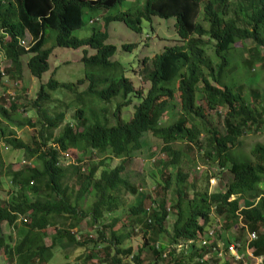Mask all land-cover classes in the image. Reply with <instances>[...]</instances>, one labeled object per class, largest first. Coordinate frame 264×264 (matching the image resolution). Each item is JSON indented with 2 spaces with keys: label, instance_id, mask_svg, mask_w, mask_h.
I'll list each match as a JSON object with an SVG mask.
<instances>
[{
  "label": "trees",
  "instance_id": "1",
  "mask_svg": "<svg viewBox=\"0 0 264 264\" xmlns=\"http://www.w3.org/2000/svg\"><path fill=\"white\" fill-rule=\"evenodd\" d=\"M122 1L0 0V46L11 61L4 72L0 71L1 84L8 87L9 79L12 81L8 84L15 80L21 82L24 55H29L27 65L33 75L42 77L49 70L53 52V48L46 46L49 29L56 32L57 46L83 49L81 61L86 70L85 77L76 83L60 82L52 76L48 83L41 84L31 103L42 114L38 120L42 140L37 135L32 137L31 143L18 136L8 139L13 148L24 149L26 155L39 160L41 166H26L10 173L13 186L9 189L13 195L6 201L0 199V248L5 250L6 256L16 258L17 264H48L54 256L53 249L60 242L102 245L107 264H190L192 261V264H243L236 262L233 256L213 252V246L219 244L218 237L224 240L222 248L226 250L233 241L246 245L249 233L256 232L257 238L249 245L255 249L256 256L263 258L264 264V192L261 190L264 185V143H256L251 156L235 150L247 130L264 126V94L255 86L246 84V91L241 87L257 74L256 63L264 68V0H146L134 11L116 14L109 11L103 16L104 24L100 22L105 29L94 27L87 38L75 35L87 24H96L102 10L116 7ZM92 13L94 15L87 19L86 15ZM154 16L175 17L182 43L169 46L152 58L153 67L147 75L151 86L146 94L139 95L142 101L132 118L124 121L120 116L121 109L131 103L129 96L136 92V87L122 64L112 60L117 46L107 42L108 27L112 21H122L140 33L143 20H151ZM28 33L33 41L26 47L21 41ZM246 41H251L253 46L249 48L251 55L243 59L245 67H242L236 57V44ZM137 45L125 44L124 48L131 50ZM211 45L213 54L209 53ZM89 49L95 52H89ZM237 73L246 75L237 79ZM88 81V89L79 91L80 85ZM58 88L76 94L77 101L82 103L87 97L108 103L122 96L123 101L117 103L115 111L117 123L96 120L89 124L84 108L80 107L75 113L76 126L66 123L54 144L48 146L49 138L44 132L58 128L66 120L64 108L53 116L44 114V103L53 99L50 91ZM177 93L182 112L176 120L164 124V115L168 110L173 111L172 101ZM19 95L9 108L5 106V97L0 96V139L5 136L6 124L13 126L22 97ZM219 108L225 110L223 132L206 124L208 111ZM197 121L205 124L204 142L200 141L203 130ZM147 133L163 142L162 150L170 157L164 167L179 163L182 149L176 148L175 143H189V148L191 144L200 145L202 151L201 145L205 143L209 147L205 149V156L229 169L233 175L223 189L190 193L189 185H193L188 182L190 176L178 167L174 178L177 199L173 205L168 204L165 197L153 200L150 209L142 201L132 205V232L143 233V246L150 250L145 256L148 260L142 256L143 247L135 253L132 247L124 244L131 234L122 236L111 229L109 236L108 229L113 224L106 223L107 214L116 215L123 188L134 195L146 192L144 187L131 184L124 172L129 160L143 149ZM70 150L112 153L122 162L113 168H103L100 173L103 161L91 162L86 169L81 164L85 158L64 165L60 161L61 152ZM70 171L76 174L77 190H71L66 181ZM2 173L3 169L0 171V188L7 190L8 184ZM171 186L169 181L167 189ZM74 192L76 197L72 198ZM88 194L94 197V202L85 210L81 199ZM243 196L254 198L255 203L242 207ZM171 209L176 211L172 231L165 224ZM213 213L222 217L225 229L236 228L237 231L233 239L225 237L224 231L219 236L217 233L212 244L203 245L200 240ZM85 217H91L98 231L97 240H82V236L75 233L74 229ZM112 219L116 223L120 220L118 216ZM66 222H69L67 226ZM4 223L17 228L13 243H10L12 235L9 240L4 237ZM139 223L143 226H137ZM50 226L56 227V231L52 234V243L46 244ZM166 235L169 243L163 241ZM179 245H186V248L181 250ZM93 256L95 254L82 258L77 264H88V259Z\"/></svg>",
  "mask_w": 264,
  "mask_h": 264
},
{
  "label": "rangeland",
  "instance_id": "2",
  "mask_svg": "<svg viewBox=\"0 0 264 264\" xmlns=\"http://www.w3.org/2000/svg\"><path fill=\"white\" fill-rule=\"evenodd\" d=\"M146 0H123L119 5L113 7L109 10H102L100 12L99 20L96 21V24L89 23L84 28L77 30L75 35L83 38L89 37L93 28H104V19L103 16L109 11L112 14H116L119 11H134L138 6L142 5ZM94 14H87L86 18L89 19ZM96 19V18H95ZM101 22V24H100ZM176 18H161L159 16H154L151 20H143L142 22V32H136L130 29L122 21H112L109 24L108 32L109 38L108 43L115 44L117 46V52L112 57L113 61H119L123 68L126 71V74L136 87V92L129 96L131 103L129 105L123 106L120 112L121 119L124 121H129L135 111L136 106L142 101V98L139 96L141 93L146 94L151 86L150 81L147 79V75L150 72V69L153 67L152 58L157 53H161L165 48L172 46L174 44L182 43L179 35L177 33L176 27ZM1 32V28H0ZM50 34L46 46L53 48V52L49 58L50 68L47 70L42 77H37L33 75L28 68L27 62L29 55H24L22 57L23 61V75L20 84L21 86L15 87L13 84H8L12 80H8L5 85L0 83V95L5 92L6 89H17V92L22 96L19 101V109L16 112L14 117L13 126L6 124V133L5 136L0 139V171L3 169V177L5 182L8 184V189L0 188V199L6 201L11 198L13 195L10 193L12 189V184L10 183V173L14 170H18L22 167L23 160L32 162L34 165L41 166V162L36 158H30L26 155L24 149H15L11 146L10 140L15 136L22 139L24 142H32V137L37 135L39 140H42L39 136L38 131L41 129V124L38 121L41 119V115L36 108L32 105V100L36 98L37 93L41 87V84H46L50 81L52 76H55L60 82L67 83H76L79 79L84 78L86 75V70L81 58L83 56V49H73L67 47H60L56 45V32L52 29L48 30ZM26 44H30L33 39L32 36L28 33L26 35ZM138 43V45L131 49H125V44ZM253 46L251 41L239 42L236 44L237 54L236 57L241 62V66L245 67L243 64V59L249 57L251 54L249 48ZM213 46L209 47V53L213 54ZM89 52L94 53V50L89 49ZM147 58V61L144 62V59ZM0 62L4 66H10L11 61L6 58L3 46H0ZM257 74L251 76L246 80L245 83L241 85L244 91L247 90L246 84L255 86L259 88V92L264 94V68L260 63H256ZM246 74L237 73L236 78L240 79ZM89 86V81L80 85L79 91H86ZM53 94V99L44 103L43 110H45V115L53 116L57 112L63 110L66 111V120L58 128L47 130L44 132L45 137L49 140L47 141L48 146L54 144L55 138L61 134L62 130L66 123H72L74 126L77 124L76 120V110L80 107H83L85 110V116L88 120V123L91 124L96 120L104 122L107 120L110 124L117 123V117L115 115L117 103L123 101L122 96L114 98L111 102L103 103L101 101H95L90 98L85 99V103L77 101L76 94L66 93L61 88L57 90L50 91ZM173 111L168 110L164 115V124H168L176 120L181 114V104L179 93L176 94L175 99L172 101ZM103 109H106L105 112ZM225 119V110L222 108L216 110H209L206 120V124L210 127L217 128L220 131H225L224 126ZM39 122V123H38ZM200 127L203 130L200 141L204 142L206 137L205 124L201 121H197ZM256 143H264V126L255 129L252 127L244 133L235 148L236 152L242 153L246 156H251V150ZM189 143L177 142L174 144L176 148H181V154L179 158V163L176 165L163 166L164 162L170 160V157L167 153H164L163 142L152 135L151 133L145 134V144L141 151L136 152V154L129 160L127 163L126 171L124 176L128 179L131 184L141 188L144 187L146 190L144 195H134L129 192L127 189L123 188L119 194L118 200V210L115 214H107L106 223L113 224L110 229H108V235L115 230L120 235L124 236L128 233L131 234V237L125 240V245L133 248L135 253H138L140 248H144L142 256L149 255V247H145L143 233H138L137 231L132 232L131 226V216H130V207L138 202L144 203L147 209L153 207V200H159L162 197H165L168 201V204H174L177 196L174 193L176 188V182L174 180L175 174L178 167L183 168L185 172L189 174L188 182L193 184L191 186L190 193L194 190L213 192L216 190L223 189L232 179V173L227 168H222L217 162L213 159H209L205 156V149L209 148L203 143V151L201 150L200 145L191 144V148L188 147ZM9 147L8 149H5ZM205 156V157H204ZM84 159L83 166L88 168L91 162H100L103 161L104 164L100 165L99 173L103 168H113L122 162V159L114 156L112 153H101L97 151H89L87 153H82L78 150H70L67 152H61L60 161L64 165H70V163L78 162L79 159ZM1 164H4L2 166ZM167 179V181H166ZM66 181L68 182L70 189L77 190L78 183L76 174L69 172ZM172 182L171 188L167 189L168 182ZM11 188V189H9ZM261 190L264 192V185L261 186ZM15 193V190H14ZM32 196V194H30ZM72 198H75L74 195H71ZM235 198V196L233 197ZM92 202H94V197L87 195L81 199V203L85 210L90 209ZM255 203L254 198L249 196H243L241 198L242 207H246ZM118 216L120 220L116 223L113 221V217ZM211 223L208 225L207 231L211 229L216 230L218 236L220 232H224V236L227 238L233 239L234 234L237 229L233 228L230 230L225 229L223 225L222 217L212 214ZM176 220V211L171 209V213L166 221V227L172 231L173 225ZM69 222L65 223V226ZM63 226V224H60ZM137 226L142 227L143 225L139 223ZM3 230H7L6 225H4ZM17 232V228H11L12 237L10 243L15 241L14 232ZM56 227L50 226L48 228V236L46 241L48 244L52 243V234L55 233ZM77 236H82V240L85 238H92L97 240L98 231L91 219V217H85L77 228L74 229ZM131 232V233H130ZM204 234V235H205ZM169 236L166 235V238L163 240L166 243H169ZM219 244L223 246L224 240L218 237ZM102 245H96L95 242H88L86 244L77 245L67 242L57 243L54 250L53 258L48 262V264H77L78 261L82 258L94 255L92 259H88V264H107L105 254L101 251ZM179 249L186 248V245H179ZM3 248H0V264H17L16 258L6 257L3 253ZM181 251H179L180 253ZM147 259V258H146ZM148 260V259H147ZM213 261V260H211ZM253 260L250 257H247V262L252 263ZM214 262V261H213ZM193 261L190 263L192 264ZM223 263V262H222ZM34 264H42L41 262H36ZM45 264V263H43Z\"/></svg>",
  "mask_w": 264,
  "mask_h": 264
},
{
  "label": "built area",
  "instance_id": "3",
  "mask_svg": "<svg viewBox=\"0 0 264 264\" xmlns=\"http://www.w3.org/2000/svg\"><path fill=\"white\" fill-rule=\"evenodd\" d=\"M23 46L28 47L29 44H26V40L23 39L21 41ZM6 66H4L0 62V71L4 72ZM8 82V81H7ZM15 87L21 86L20 81L15 80L11 82ZM22 87V86H21ZM18 95L17 89H6L4 93H2L0 96H4L6 99V104L5 106L9 108L11 106L12 101L15 99V97ZM22 166H31L33 165L32 162H28L27 160H23ZM233 199V198H232ZM217 238V232L216 230L211 229L209 232L201 237L200 242L205 245V244H212L214 240ZM257 238V233L256 232H250L248 236V241L246 245H244L242 242L239 241H233L228 244V248L223 249L220 244L213 246V252H218L220 256H233L234 260L236 262H243V264H263V258H260L255 255L254 253V248L250 246V242L255 240ZM247 257L252 258L253 261L252 263L247 262Z\"/></svg>",
  "mask_w": 264,
  "mask_h": 264
},
{
  "label": "crops",
  "instance_id": "4",
  "mask_svg": "<svg viewBox=\"0 0 264 264\" xmlns=\"http://www.w3.org/2000/svg\"><path fill=\"white\" fill-rule=\"evenodd\" d=\"M4 225H6L7 230H9V231H7V232H5V231L3 230V232H4V237H5L6 240H9L10 237H11V235H12L11 228H13V227H9V226L7 225V223H4V224H3V228H4ZM14 234H15V233H14ZM14 236H15V235H14ZM46 244H48L47 241H46ZM3 253H4V256H6V254H5V250H3ZM6 257H7V256H6ZM16 263H17V262H16Z\"/></svg>",
  "mask_w": 264,
  "mask_h": 264
}]
</instances>
